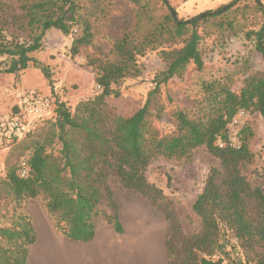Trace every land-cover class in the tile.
Returning a JSON list of instances; mask_svg holds the SVG:
<instances>
[{
    "label": "trees",
    "instance_id": "obj_1",
    "mask_svg": "<svg viewBox=\"0 0 264 264\" xmlns=\"http://www.w3.org/2000/svg\"><path fill=\"white\" fill-rule=\"evenodd\" d=\"M127 1L135 9L113 42L112 57L88 59L98 93L74 110L59 103L54 119H49L53 123L49 139H33L23 146L25 151L31 149L25 157L30 174L21 177L19 163L10 166L0 180V198L5 191L19 203L42 197L57 231L70 240L89 242L95 238L99 218L117 233L124 232L111 178L156 204L162 191L146 176L152 161L190 160L194 150L203 147L220 166L210 169L193 204L201 230L185 235L171 221L166 264H223L229 256V232L246 247L258 245L264 252V187L246 175L255 160L250 148L254 132L245 124L237 133L238 145L230 138V124L240 111L258 112L264 119V71L245 77L239 89L229 79L203 81L191 107L169 112L173 130L163 133L155 125L166 113L161 85L182 78L190 64L203 68L205 36L243 30L264 60V4L253 0L252 5H241L233 0L183 18L169 0ZM80 10L77 0H0V73L18 74L38 63L32 53L42 49L50 29L74 35L73 56L94 44L92 18ZM254 19L248 29L239 25ZM77 24L81 33L74 28ZM11 28L19 32L11 33ZM155 50L164 70L154 78L144 104L128 116L116 113L107 98L119 96L121 81L140 74L138 57ZM54 143L60 146L55 149ZM36 239L30 217L22 212L14 215L8 225H0V264H27L29 246ZM216 255L221 256L215 260Z\"/></svg>",
    "mask_w": 264,
    "mask_h": 264
},
{
    "label": "rangeland",
    "instance_id": "obj_2",
    "mask_svg": "<svg viewBox=\"0 0 264 264\" xmlns=\"http://www.w3.org/2000/svg\"><path fill=\"white\" fill-rule=\"evenodd\" d=\"M186 0H169L177 9L180 17L193 16L183 9ZM214 0L196 1L192 13L208 10ZM233 0H220L214 7ZM80 11L90 15L94 25V44L84 46L76 55H72L73 34L65 35L59 30L50 29L45 36L42 49L32 53L38 63H31L28 68L18 74L0 73V120L14 109L20 94L27 89H36L51 94L70 110L83 100L98 93L94 81L95 73L88 63L90 57H112V45L130 22L135 6L127 0H77ZM253 0H240L239 4L252 5ZM264 4V0H261ZM14 11L20 14L16 9ZM213 9V8H212ZM14 13V12H13ZM255 19L240 22L248 29ZM247 25V26H246ZM78 33L82 32L77 24ZM73 28L71 33H75ZM11 33H18L15 28ZM212 33L204 37L202 51L204 66L198 70L190 64L182 78H172L161 85V102L166 113L155 121L158 129L167 133L174 129V122L169 112L177 107H191L193 99L200 96L203 81L229 79L234 89H239L243 79L255 72L264 71V60L251 40L247 39L243 30L238 33ZM2 58H0V61ZM136 66L140 70L137 76L126 77L117 86L119 96H110L107 103L113 110L123 116L133 114L148 97L153 87V80L164 70V64L157 51H149L139 56ZM48 73V76L46 74ZM54 119V118H51ZM238 122L231 124L232 134H236L248 124L254 134L250 140V148L255 160L248 166L246 175L251 182L264 187V119L260 113H245L237 117ZM51 120L42 123L36 131L24 141L16 142L9 147H0V180L5 179L10 166L17 165L31 149L24 150V145L33 139L45 142L51 132ZM57 149L60 145L52 144ZM50 149V146H49ZM220 161L205 148L194 150L190 160H177L159 157L152 161L146 176L150 183L161 191L153 204L150 199L140 193L125 189L116 178H111V186L116 200L120 203V217L124 232L117 233L111 240L112 245L131 246L139 250L148 249V264H166V238L171 221L175 222L185 235L196 234L201 230V220L193 211V204L202 192L209 171L219 167ZM168 176L171 177L169 182ZM30 217L36 230V243L29 246L27 264H58L52 261L54 253L63 250L66 238L54 226V219L48 213L42 197L17 202L6 191L1 192L0 225H8L17 213ZM227 251L223 264H264V252L258 245L246 247L233 232L227 234ZM143 251V250H142ZM47 259L44 260V257ZM221 255L214 257L217 260ZM151 258L153 260H151Z\"/></svg>",
    "mask_w": 264,
    "mask_h": 264
},
{
    "label": "crops",
    "instance_id": "obj_3",
    "mask_svg": "<svg viewBox=\"0 0 264 264\" xmlns=\"http://www.w3.org/2000/svg\"><path fill=\"white\" fill-rule=\"evenodd\" d=\"M196 1L197 0H186L182 6L183 9L192 15L204 11L201 9L196 13H192ZM218 2H220V0H214L211 5L206 8H216L214 6L217 4H214ZM96 227L95 238L89 242L74 241L65 237V247L58 253L53 254L52 261H56L58 264H148L149 257L146 247L136 250V248L131 246L124 247L112 245L110 239L114 238L116 231L103 218L97 219ZM46 259L47 256L44 257V260ZM151 260L153 259L151 258ZM29 262L30 258L27 263Z\"/></svg>",
    "mask_w": 264,
    "mask_h": 264
},
{
    "label": "built area",
    "instance_id": "obj_4",
    "mask_svg": "<svg viewBox=\"0 0 264 264\" xmlns=\"http://www.w3.org/2000/svg\"><path fill=\"white\" fill-rule=\"evenodd\" d=\"M59 103L60 101L51 94H45L36 89L24 90L11 113L0 120V147H9L26 139L42 123L56 115ZM243 115L245 112L240 111L231 124L237 123V117L240 118ZM237 133L232 134L230 129V138L234 145H238ZM30 170L28 161L23 158L19 163V175L27 177Z\"/></svg>",
    "mask_w": 264,
    "mask_h": 264
}]
</instances>
